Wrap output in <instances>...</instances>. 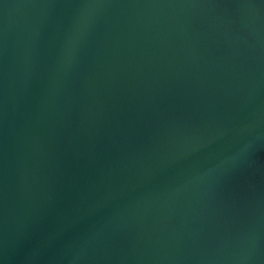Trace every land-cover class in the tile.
Listing matches in <instances>:
<instances>
[{
    "label": "water",
    "instance_id": "obj_1",
    "mask_svg": "<svg viewBox=\"0 0 264 264\" xmlns=\"http://www.w3.org/2000/svg\"><path fill=\"white\" fill-rule=\"evenodd\" d=\"M0 264H264V0H0Z\"/></svg>",
    "mask_w": 264,
    "mask_h": 264
}]
</instances>
